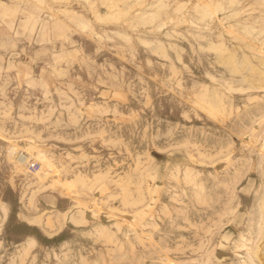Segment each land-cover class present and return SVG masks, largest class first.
Instances as JSON below:
<instances>
[{
    "label": "rangeland",
    "instance_id": "374dc122",
    "mask_svg": "<svg viewBox=\"0 0 264 264\" xmlns=\"http://www.w3.org/2000/svg\"><path fill=\"white\" fill-rule=\"evenodd\" d=\"M0 264H264V0H0Z\"/></svg>",
    "mask_w": 264,
    "mask_h": 264
}]
</instances>
